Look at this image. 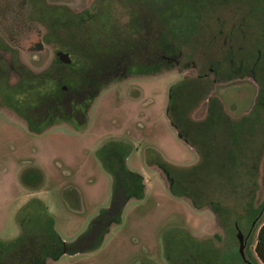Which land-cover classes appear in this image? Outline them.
<instances>
[{"label":"rangeland","instance_id":"1","mask_svg":"<svg viewBox=\"0 0 264 264\" xmlns=\"http://www.w3.org/2000/svg\"><path fill=\"white\" fill-rule=\"evenodd\" d=\"M147 2L153 11L166 8L162 14L183 37L174 68L147 76H128L118 69L94 99L85 124L80 125L79 115L32 132L23 113L34 98L17 91L15 68L25 64L37 74L54 76L60 67L58 52L76 60L75 49L85 42L106 48L116 36H130L135 16ZM88 11L94 19L88 18ZM185 78L195 79L204 91L192 107V119L205 126L210 100L218 98L226 123L234 125L227 129L233 132L232 140L244 139L247 130L251 147L260 155L259 169L250 175L249 155L244 156L249 162L240 166L237 192L222 189L224 185L208 199L241 212L242 196L251 192L248 181L254 177L255 202H263L264 0H0V241L21 235L20 213L36 200L53 216L65 241L86 233L112 201L113 178L99 151L111 141H122L132 148L128 167L145 177V197L125 204L121 221L111 224L98 249L64 254L48 264H170L166 248L174 256V250L184 246L230 249L231 262L243 264L238 230L235 237L223 231L209 205L197 209L173 196L163 171L148 163H158L159 154L177 165L199 161L198 151L180 136L168 114L171 89ZM213 129L217 135L225 130L218 125ZM32 167L43 175L38 187L23 180ZM30 179L35 182V172ZM70 187L80 191L81 210L72 208L80 205L72 191L69 204L65 199ZM200 196L204 201L206 195ZM37 212L33 209L29 216L40 224ZM240 229L247 235L250 226ZM258 232L252 229L244 251L253 264H264L255 251Z\"/></svg>","mask_w":264,"mask_h":264},{"label":"trees","instance_id":"2","mask_svg":"<svg viewBox=\"0 0 264 264\" xmlns=\"http://www.w3.org/2000/svg\"><path fill=\"white\" fill-rule=\"evenodd\" d=\"M152 6L153 4L147 2L141 14L135 16L133 33L130 36H116L106 48H99L93 42L83 43L75 49L78 51L76 60L69 64L57 60L56 63L60 67L54 71V76L37 74L25 64L15 68L19 75L15 86L17 91H27L30 97L34 98L26 103L29 107L27 106L26 113H23L32 132L40 133L56 122L74 120L79 115L80 125L85 124L94 99L114 80V73L120 70H124L128 76H147L174 68L183 47V37L162 14L166 8L153 11ZM86 14L89 19H94L91 12ZM203 94L204 91L198 87L195 79L185 78L171 89L168 108L171 122L180 136L198 151L199 161L190 166L177 165L159 154L158 163L149 160L148 163L157 164L163 171L173 196L188 200L197 209L209 205L216 214L221 229L233 237L241 226L248 225L253 232L259 228L255 251L264 263V201L259 204L255 202L258 182L254 177H250L248 181V191L251 192L242 196L243 199L246 198L241 212H231L222 206L221 200L208 199L210 192L214 194L215 188L224 185L226 187L222 189L231 187L237 192V176L242 174L240 166L246 165L250 160L247 164L251 169H248L247 174L250 175L251 171L259 169L260 155L256 154V148L251 147L252 133L247 130L244 139L232 140L233 132L227 129L234 125L226 123L227 116L223 114L218 98L213 97L210 100L205 126L204 122L192 119V107L196 104V98L200 95L201 99ZM261 97L262 95L258 99ZM41 112L44 114L42 119ZM255 112L256 110L251 114ZM217 125L219 128H225L223 135H217L213 129ZM248 125H251L250 120ZM131 152V146L122 141H111L99 151L102 165L113 178L112 201L110 207L103 209L91 222L86 233L73 242L65 241L56 229L53 216L48 213L42 202L36 200L35 206H26L20 213L21 235L14 240L0 241V264H48L64 254L98 249L111 224L121 221L125 204L131 199L145 197V177L127 165ZM245 155H249L246 158L248 160H245ZM33 172L36 173L34 183L30 179ZM23 180L30 187H38L43 182V175L32 167L24 172ZM71 191L72 195H77L80 204L72 208L81 210L82 197L77 188H67L64 192L65 199L69 204ZM200 194L206 195L204 201L200 200ZM33 209L38 211L40 224L34 223L29 216V211ZM92 236H95L94 243H91ZM166 250L170 264H233L230 249L221 250L218 246L202 250L184 246L175 249L174 256L171 255L170 248ZM238 256L242 258L241 255Z\"/></svg>","mask_w":264,"mask_h":264},{"label":"water","instance_id":"3","mask_svg":"<svg viewBox=\"0 0 264 264\" xmlns=\"http://www.w3.org/2000/svg\"><path fill=\"white\" fill-rule=\"evenodd\" d=\"M57 54H58L59 59L61 61H63L64 63L69 64V63L72 62V58H71V56L68 53L58 52ZM253 225H255V223ZM238 237L240 238V240L242 242L241 247H240V253H241L242 257L244 259H246L247 257H246L245 251H244V249H245V245H244V234H243L242 231H239Z\"/></svg>","mask_w":264,"mask_h":264},{"label":"flooded vegetation","instance_id":"4","mask_svg":"<svg viewBox=\"0 0 264 264\" xmlns=\"http://www.w3.org/2000/svg\"><path fill=\"white\" fill-rule=\"evenodd\" d=\"M239 231H242V230L240 229ZM239 231H238V233H239ZM251 231H252V228H251V227H250L249 232H248L247 235H245L244 232L242 231L243 234H244V245H246V242H247V239H248V235L251 233ZM91 239H92L91 243H94V242L96 241V240H95V236H92ZM238 242H239V250H240V247H241L242 242H241V240H240L239 237H238ZM240 254H241V253H240ZM241 256H242V255H241ZM242 258H243V257H242ZM243 261H244L245 264H252L251 260L248 259V258H246V259L243 258Z\"/></svg>","mask_w":264,"mask_h":264}]
</instances>
